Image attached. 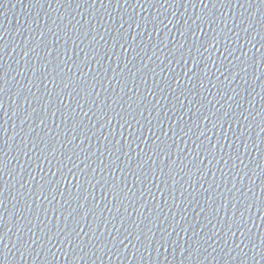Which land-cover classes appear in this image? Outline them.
<instances>
[{"label": "water", "instance_id": "obj_1", "mask_svg": "<svg viewBox=\"0 0 264 264\" xmlns=\"http://www.w3.org/2000/svg\"><path fill=\"white\" fill-rule=\"evenodd\" d=\"M0 264H264V0H0Z\"/></svg>", "mask_w": 264, "mask_h": 264}]
</instances>
